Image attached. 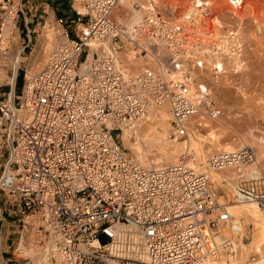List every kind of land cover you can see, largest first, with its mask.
I'll list each match as a JSON object with an SVG mask.
<instances>
[{"label": "built area", "instance_id": "2783aa9c", "mask_svg": "<svg viewBox=\"0 0 264 264\" xmlns=\"http://www.w3.org/2000/svg\"><path fill=\"white\" fill-rule=\"evenodd\" d=\"M73 1L85 10L76 9L75 37L58 18L62 42L39 72L25 71L21 94L23 68L11 52L24 35L23 58L32 32L23 29L24 0L0 1V72L5 60L15 64L11 78L16 71L9 91L0 84V200L16 203L17 252L29 237L46 264H237L243 227L229 205L264 210L255 149L219 151L199 170L187 152L178 163L146 167L122 134L165 106L175 138L221 120L224 108L191 69L209 56L242 57L244 23L215 26L204 0L197 6L214 21L202 26L164 13L157 0H136L138 22L118 19L121 0ZM135 63L145 68L134 74ZM227 169L234 176L220 195L211 171Z\"/></svg>", "mask_w": 264, "mask_h": 264}, {"label": "rangeland", "instance_id": "374dc122", "mask_svg": "<svg viewBox=\"0 0 264 264\" xmlns=\"http://www.w3.org/2000/svg\"><path fill=\"white\" fill-rule=\"evenodd\" d=\"M15 1L19 2L20 0ZM210 1L213 3V10L218 18V26H222L221 20L224 22H236L239 25L242 22L244 23L246 38L249 41L246 50L247 67L245 66L243 71L237 73L225 65V74L219 80H214L215 76L211 77L208 72L199 71L202 75H206L204 77L211 87L213 98L217 104L224 108L225 115L219 121H207L205 127L201 129L193 126L189 138L185 141L180 138L175 139L172 133L171 117L166 107L153 110L151 128H147L145 125L141 126V122L145 118L138 124L140 126V137L147 134L150 136L148 137L150 140H146V137L139 139L133 132H128V135L124 134L123 145L141 163L143 159L146 167L149 166L150 158H163L165 154L175 152L178 156L175 161L179 162L182 159V154L187 152L191 156L189 162L195 165L198 170L203 169L210 155L224 151L228 146H231L233 150L247 146L253 147L258 153L259 160L264 164V0H237L235 5L230 4L233 0ZM196 2L197 0H162V11L179 16L184 10L186 12L189 8H192ZM80 5L81 3L78 2L75 7L81 12L80 7L83 5ZM171 7L173 11H171ZM129 10L120 6L116 15H124V18L128 17L131 15ZM84 11L83 9L82 12ZM70 24V35L75 37V22H70ZM46 27L54 30L57 25L56 22H50L47 23ZM30 28L34 29L32 31V44L26 48V52L18 64V66L20 65L23 68L19 70L21 82L17 86L18 94H21L22 91L25 71L31 73L39 72L44 67L49 52L62 42V38L56 30H54L57 32L55 36H52L54 38L52 39L51 37V40L46 41L44 39L46 32L44 24L40 27L33 25ZM15 42L16 46L12 47L11 54L19 59V52L25 45L23 42H26V38L24 35L21 37L17 36ZM3 64L5 67L0 72V84L4 85V91L7 92L9 91L7 84L10 82L11 69L15 64L14 62L10 63L9 60H5ZM163 117L167 121L166 126L169 130L167 133L159 122V119ZM127 129H124V133ZM146 129L148 131H145ZM116 133L114 132L113 134L116 135ZM188 139H191V147L189 150H185ZM218 175L219 178L231 182L229 178L234 176V173L232 171H224ZM214 177L218 178L217 176ZM219 178L217 187H219L220 195H222L223 190L227 189L225 185H222L223 183H219ZM220 201H224V197H220ZM230 209L235 210L236 220L243 227L237 264H264V210L254 204ZM24 245L28 246V249L31 248L29 251L32 254L18 253L20 257H31L35 262L40 260L37 257L40 251L38 245L33 244L29 237L25 238ZM26 259L30 260V258ZM216 264L220 263L217 262Z\"/></svg>", "mask_w": 264, "mask_h": 264}, {"label": "bare ground", "instance_id": "6f19581e", "mask_svg": "<svg viewBox=\"0 0 264 264\" xmlns=\"http://www.w3.org/2000/svg\"><path fill=\"white\" fill-rule=\"evenodd\" d=\"M161 1L162 0H157V3H158V6H159V8L162 10V5H161ZM205 2H207L206 4L208 5V6H210V7H212L213 8V3L210 1V0H204ZM236 2H237V0H235ZM234 1V2H235ZM136 2V0H121V2H120V5L122 6V7H125V8H128V9H130L129 11H131V13H129V14H131V17H132V20L134 21V22H138V21H140V20H142V18H143V12H141V11H138V10H136L134 7H133V4ZM200 2H202V0H200ZM77 4V3H76ZM197 4H199V2L197 1L196 2V4L195 5H193L192 6V8H189L186 12H182L181 13V16L183 17V19L184 20H187V19H192L193 21H195L197 24H200V26H202V24H209V23H212V21H214L212 18H209V17H207L205 14H204V12L203 11H201V10H199V8H198V6H197ZM236 4H238V3H236ZM81 6V5H80ZM77 8V7H76ZM81 8V10L83 11V9H84V7L82 6V7H80ZM79 9V8H78ZM120 9V8H119ZM171 9H172V7H171ZM81 11V12H82ZM171 11H173V9L171 10ZM164 12V11H163ZM180 12V11H179ZM164 13H166V12H164ZM167 14V13H166ZM126 16V15H125ZM118 19L120 20V21H124L125 20V18H124V15H119L118 16ZM217 22H218V18H215V21H214V25L215 26H217L218 24H217ZM50 29H48L47 30V32H46V34L44 35V39L46 40V41H49V40H51V37L52 36H55V31L52 29V30H50ZM59 33V36H60V32H58ZM61 37V36H60ZM54 37H52V39H53ZM55 40V39H54ZM247 43H246V47L244 48V50H243V56L242 57H239V56H237V54L235 55H233V56H231V57H229V56H226V55H224V54H222V55H217V57H211V56H209L210 58H205L204 60H203V66L201 67V68H198V67H195V68H193V69H191V71L193 72V75L195 76V75H198V76H201V78H204V79H206L204 76H206V75H202V73L201 72H199V71H203V72H205V73H210V74H208V75H210L211 77H214L215 79L214 80H219L220 79V77H223L224 76V74H225V69L226 68H224L225 67V65L226 66H228V68H230V69H232L233 71H235V72H237V73H239L240 71H243L244 70V68H245V66H246V60H247ZM237 56V57H236ZM21 60H22V58L21 57H19V59L17 60V65H16V69L18 68V64L21 62ZM248 61V60H247ZM247 67V66H246ZM145 68V66L143 65V64H138V63H135V66L133 67V73L134 74H136L138 71H140V70H142V69H144ZM5 71V70H4ZM212 72H213V74H212ZM174 74H176V72H174ZM174 74H172V75H170V78H173L174 76ZM15 81H16V71H15V74H14V77H12V78H10V82H8L9 84H13V85H15ZM222 92V91H221ZM223 93V92H222ZM225 94V93H224ZM11 99H13V94L11 95ZM167 109H168V107L167 106H165ZM160 109H162V108H160ZM154 111H151L150 112V114L149 115H147L146 117H145V120L144 121H142L141 123V126L142 125H145V127H147V128H151V121L153 120L152 119V116H151V114L153 113ZM169 112V111H168ZM169 115H170V113H168ZM170 117H171V115H170ZM144 119V118H143ZM142 119H140V120H137L133 125H130V126H127V127H124V129L125 128H128L127 129V131L125 132V133H123L122 134V140H123V136H124V134H127L128 135V132H133L137 137H139V139H142V138H144V137H146L145 139L146 140H150L148 137H150L149 135H145V136H143V137H140V131H139V128H140V126L138 125V124H140L139 122L141 121ZM156 121H158V120H156ZM153 122V121H152ZM159 122H160V125H161V127H163V129L165 130V132L167 133L169 130H168V128H167V121H166V119L163 117L162 119H159ZM150 130V129H149ZM145 131H148L147 129L145 130ZM134 135V136H135ZM176 139V138H175ZM186 139H184V141H185ZM189 140V139H188ZM154 141V140H153ZM190 141H191V139L188 141V143H187V145H186V148H185V150H189V148L191 147V143H190ZM126 142H128V141H126ZM229 150H233L232 149V147L231 146H228V147H226V149L224 150V151H229ZM256 151V150H255ZM178 152V151H177ZM256 153H257V151H256ZM141 155V154H140ZM257 155H258V153H257ZM142 156V155H141ZM165 157H163V158H153V159H151L150 158V162H149V166L148 167H156V166H161V165H167V164H175V163H178V162H176L175 161V159H176V157H177V159H178V156L176 155V153L174 152H169V153H167V154H165L164 155ZM179 161V160H178ZM145 163V161L142 159V163ZM143 163V165H146V164H144ZM189 165L191 166V167H194V168H196L197 169V167H195V165H193V164H191L190 162H189ZM225 171H231V170H229V169H227V170H225ZM221 172H224V171H215V170H212L211 171V176L212 177H214V176H217L218 178H219V175L218 174H220ZM218 178H213L214 180H218ZM220 179V182L219 183H222L223 181H224V179H221V178H219ZM219 181V180H218ZM217 181V182H218ZM250 204H254V205H256L258 208H260V209H262L261 207H259L256 203H253V202H246V203H230V205H229V210L234 214V216H235V210L234 209H230V208H236V207H238V206H242V205H250ZM231 206V207H230ZM263 210V209H262ZM22 243H24V240L22 241ZM22 246V245H21ZM32 246V245H31ZM35 246V245H34ZM26 247H28V246H26ZM40 249V248H39ZM29 250H31V248H29ZM40 260H37V263L38 264H46L45 263V261H44V259L42 258V256H41V254H40V251H39V255L37 256ZM40 261V262H39ZM217 262H210L209 264H216Z\"/></svg>", "mask_w": 264, "mask_h": 264}, {"label": "crops", "instance_id": "0c3cea01", "mask_svg": "<svg viewBox=\"0 0 264 264\" xmlns=\"http://www.w3.org/2000/svg\"><path fill=\"white\" fill-rule=\"evenodd\" d=\"M24 6L23 29L28 28L31 32L34 31L30 28L33 25L45 26L61 17L65 20V27L69 29L70 22H76L77 19L73 0H25ZM15 208L16 203L3 194L0 200V264H32L25 257H20L17 252L19 223L17 215L14 214ZM22 248H25V254H32L24 243Z\"/></svg>", "mask_w": 264, "mask_h": 264}, {"label": "trees", "instance_id": "16d2710c", "mask_svg": "<svg viewBox=\"0 0 264 264\" xmlns=\"http://www.w3.org/2000/svg\"><path fill=\"white\" fill-rule=\"evenodd\" d=\"M21 82L20 76L18 77L17 86Z\"/></svg>", "mask_w": 264, "mask_h": 264}]
</instances>
